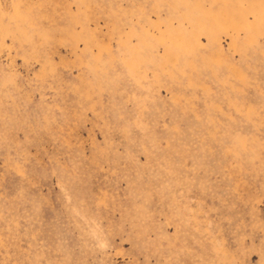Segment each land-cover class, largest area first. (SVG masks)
I'll return each instance as SVG.
<instances>
[{"label":"rangeland","instance_id":"1","mask_svg":"<svg viewBox=\"0 0 264 264\" xmlns=\"http://www.w3.org/2000/svg\"><path fill=\"white\" fill-rule=\"evenodd\" d=\"M0 264H264V0H0Z\"/></svg>","mask_w":264,"mask_h":264}]
</instances>
